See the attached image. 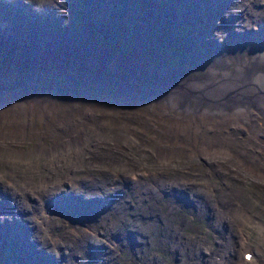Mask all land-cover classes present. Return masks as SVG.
Returning a JSON list of instances; mask_svg holds the SVG:
<instances>
[{
  "label": "rangeland",
  "instance_id": "1",
  "mask_svg": "<svg viewBox=\"0 0 264 264\" xmlns=\"http://www.w3.org/2000/svg\"><path fill=\"white\" fill-rule=\"evenodd\" d=\"M47 1L49 3V0ZM127 1L106 0L105 2L102 1L92 4L91 0H76L81 6L90 4L87 7L90 12L84 14L85 8L82 7L77 10V15H67V10L62 8V14L68 20L61 26L55 25L52 21L53 18L44 16L46 13L41 9V3L38 4L36 0H28V7L33 12L32 16L35 18L39 12L43 13L40 15L39 22L49 27L46 35L38 42L41 46L39 53L35 55L33 52L25 49L35 43L30 40L31 38H11L8 34L0 38V79L10 80L15 77H21L26 83L13 87L0 84V175L2 177H10L8 173L5 174V171L8 172V170L13 171L14 174L17 173V178L23 175H29V167L32 164L45 160L42 168L38 167L32 172L33 177H35L34 190L39 189L43 196L45 194V188L43 187L56 183H64V180L68 182L69 189L71 190L73 188L71 186L72 181H68L70 176H75L74 179L76 181L84 171L93 173L96 177H100L105 173L107 179H111L115 176L113 171L116 170L117 179H122L117 186L106 187L107 190L99 188L96 191L95 189L93 193H85L79 191L77 188L71 190L73 194L71 195L72 201L70 210L67 211L66 216L70 219V223L77 226L80 224L79 222L88 220L95 221L98 217L97 214L104 211L110 205L109 202L113 203L119 198L122 201L126 192L123 193V191L116 190L118 188H124V185H128L129 182L132 188V181L140 182V184L139 182L136 183V187L143 186V184L144 186L152 187L153 182L147 178L152 173L167 172L171 175L175 171L172 174H174L176 179L180 177L186 178L187 175L189 177L192 174L194 184H197V187L202 192L207 188L208 183L214 182L215 192L212 195L213 199L217 201L220 200L216 198L218 196V193H216L217 189H222L223 184L221 183H227V179L232 176L240 179L246 197H249L250 192L262 190L263 193L257 196V200L260 203L258 207H263L264 114L260 112V104L255 98L250 99L252 103L245 100L248 105L250 104L249 106H252V108L250 107L251 109L237 103L231 105L228 109L220 110V107L216 106L217 103L191 98V95L185 96V100L177 96H171L172 98L166 99V97L155 94H140L138 91L131 93L120 89L111 91L93 89L92 92H83L80 88H77L73 93L65 94L64 89L58 85L50 86L47 92L38 87L31 88L28 86L27 81L34 80L36 76L50 77L60 73H78L81 71L84 63L95 57L107 61L111 55L108 51L111 49L112 39L123 42L120 45V48L124 50L122 56L128 57L133 55L139 61L137 67L142 73L146 72L141 71L145 67L147 71L154 69L157 75H159L162 69L170 67L169 80L181 79V75L184 74L193 75L199 72L200 69L208 71L213 63L223 66L222 69L217 66V72L219 74L221 73L220 75H224V72L233 70L234 67L242 64L243 59H241V53H244L248 59H251L253 52L257 53L259 50L257 47L258 41H260L259 45L261 48H264V0H254L251 3L248 0H230L223 3L221 1L224 0H217L215 1V4H217L215 5L213 3L214 6H211V11L209 13L207 12L209 15L200 12L199 8L201 6L196 5L195 7L188 8L185 4L186 0H184V3L181 0H173V3H170V0H155L156 8L153 11L156 9L157 13L154 16L151 15L150 10L153 0H147L145 6L141 2L138 4L137 11L141 10V14L129 13L126 11L127 7L123 10L115 9L116 7H124L128 3L131 5L135 4V0ZM197 1L202 5H206L202 6L203 8L207 9L209 7L208 0ZM100 3L105 4L103 8L99 7ZM242 3L249 8L248 12H243ZM236 7L242 9L243 12L241 21L236 26V30L238 28L243 29L241 33L232 29L234 22L236 23L234 14ZM49 11L50 9L47 10V12ZM172 11L176 13L174 14ZM8 14H11V12H8ZM2 17L3 14L1 13L0 20L3 21L4 19ZM130 18H135L136 21L131 22ZM30 19L32 20L33 18ZM78 19H80V22H77ZM179 20L182 23H178ZM189 22H193L195 28L190 29L188 27ZM249 23L251 27L248 26ZM74 24L77 25V29L74 27ZM140 27H142V31ZM127 28L129 30L135 28L134 33L139 36L142 42L151 40L152 37L155 43L160 41L162 44L157 53L154 52L153 54L155 55H153V50L149 46L145 47L144 44H141L134 53L128 44L129 37ZM215 28L219 29V34H225L223 39H218L214 33L217 31V29L214 31ZM147 30H154L155 32L153 33L152 31L150 37L148 36ZM82 31H86V33L82 34ZM187 31L190 32L189 35L186 33ZM23 33H26V35H35V33L26 29H24ZM72 33H78L79 37L75 39ZM195 33H197L196 36H194ZM87 34L88 37H86ZM204 36H209L210 38L217 37L215 39L218 41L212 46L208 37L206 40L207 43L201 46L200 44ZM102 39H105L106 43H103ZM77 41H84L85 43L78 44ZM220 42L223 43L221 44ZM193 44L197 45L192 47ZM73 47L80 49L84 54L74 56L70 53ZM104 51H107L106 55H104ZM223 54H228L230 57V60L226 63L222 60ZM118 60V58H114L112 63L117 64ZM260 65L257 70L264 77V63ZM225 82L227 85H230L229 79H226ZM250 82L248 81L246 84ZM263 84L261 83V85ZM210 86L211 84H209ZM52 89H55V91ZM17 90H20V95L14 96L10 94L11 91L15 92ZM111 98L113 99L111 100ZM93 99L94 104H90V101H93ZM98 100L102 101L99 102ZM259 100L261 101V99ZM10 101L12 102L11 104L4 105ZM186 103L190 108H185ZM74 104H78L81 110H72ZM96 105H98L97 109L114 108L113 110L116 113H104L101 110H93L89 113L84 112V109L87 107L95 108ZM207 110H213L214 112L206 113ZM83 113L92 115V120L95 121L99 120L98 117L103 119V116L126 121V125L119 126V128L111 127V124L104 119V125H94V130L102 129L101 136L91 134L90 137L93 138V143L96 146L106 147L107 153L105 155L101 153L99 156H96L93 151H90L91 155L89 159L96 161L86 163L62 159L60 154L54 153L51 155L50 150H45L48 151L47 155L42 154L44 148H53L51 150L57 151L59 146L67 143L82 146V151L85 153V149L88 147L83 142L84 134L87 131V127L93 126L84 121L86 116ZM248 113L249 115L251 114V117ZM213 122H215L214 125ZM207 127L210 128L207 131L208 133L205 134ZM173 131L174 133H172ZM191 133L193 136H191ZM171 142L172 146L170 145ZM224 143L228 146L227 150ZM10 145L11 150L7 154ZM183 149L187 150L184 151ZM230 154L234 156L231 157ZM222 155L227 160L222 159ZM20 156L22 157L20 158ZM104 156L106 160H101V157ZM17 157L20 158L18 160L19 162H17ZM141 159H146L148 163H143ZM222 165H226L227 168H224ZM123 166L127 167V170ZM67 169L71 174L65 175ZM133 170L136 174L138 173L137 175L140 174L139 176H142L143 179H132L128 171ZM143 171H148V175H144ZM223 176L225 178H221ZM198 177L200 179L197 180L196 178ZM43 182L48 183L40 186L39 183ZM111 182L115 183L112 180ZM2 186L4 185L0 183V187ZM155 186L153 184L154 188ZM156 190L159 192L160 189L157 188ZM159 193L162 195L163 191L160 190ZM228 195H232L230 191ZM153 198L159 199L156 194ZM2 202L4 200L0 196V203ZM38 203L39 201H37ZM6 207L9 210L5 212V218L3 221L0 219V225L2 227L0 231V264H26L24 263V259L17 255L24 242L22 238L23 233L19 229L21 227L20 218L22 213L18 214L17 217L11 216V214H16L13 213L12 201L8 202ZM155 209L156 211L159 210V204ZM18 211L20 212L17 207V213ZM105 211L113 213L108 209ZM174 214L177 218V221L174 223L175 226L178 228H186L178 220V218L182 217L183 220L191 222L188 227L190 233H199L198 236L207 238L209 244L213 245L212 248L217 249V245L212 243V240L215 239L214 235L210 231H207V228L203 227V223L210 219L206 217L198 220L193 202L191 207L188 204H184ZM159 216L162 218L164 214H160L159 212ZM259 217L264 220V216ZM130 218H133V216L129 215ZM57 223L64 229L65 241L67 243H74L76 239L66 232L70 228L66 220L61 219ZM87 223L94 224V222ZM117 223V226L123 231L121 242L136 245L135 250L127 251L126 253L135 255L139 247L145 248L149 253L159 251V242L153 243L150 241L151 238L146 241L142 236L135 235L134 227L129 229L122 225L121 221H117ZM10 224L17 226L19 235L16 237L11 236L6 228ZM155 225L156 222L151 224V228H148V231H154ZM248 227L250 228V226ZM170 228H172L171 225L167 226L164 232ZM250 229L249 240L255 251L254 247L258 244V239L256 238L255 231L252 228ZM79 230L81 232V227ZM175 232L178 236H181L179 230H175ZM61 234L63 236L62 231ZM86 240L88 238H85L83 247L77 248L78 250L76 249L71 256V263L66 264H112L113 254L107 248V245L104 247L99 243L100 239H89L90 244ZM202 248L206 250L205 247ZM47 251L52 255L54 262L57 264H63L59 261V257H62L60 255L63 254L66 256L68 254V248L61 247V245L57 253L51 247H48ZM237 254H241L239 248ZM26 257L29 259L36 258L38 254L29 250ZM254 259L256 257H251L249 263H252ZM167 261L171 264V260L168 257ZM235 262L234 260L233 264ZM130 263L147 264V261L145 260V255L140 253L137 261L132 259Z\"/></svg>",
  "mask_w": 264,
  "mask_h": 264
},
{
  "label": "bare ground",
  "instance_id": "2",
  "mask_svg": "<svg viewBox=\"0 0 264 264\" xmlns=\"http://www.w3.org/2000/svg\"><path fill=\"white\" fill-rule=\"evenodd\" d=\"M1 1H3V3H1ZM36 1L38 4L41 3V9L44 10V12L46 13L44 16L53 18L52 21L54 22L55 25L63 26V24L68 20L67 17L64 14H62L61 12L62 8H65L67 10L66 12L67 15H71V14L77 15L78 12L77 10L82 7L85 8L84 14L90 12L89 9L87 8L88 6H90V4H87L86 6H81L76 2V0H65V1L49 0V3L47 0H36ZM102 1L105 2L106 0H91V3L94 4L96 2H102ZM129 1L130 0H128L127 2ZM146 1L147 0H135V4L131 5L128 3L124 7L121 8L116 7L115 9L123 10L125 9V7H127L126 10L127 12L132 14H141V10L137 11L138 4L141 2L142 5L145 6V3H147ZM158 1H162V0H158ZM215 1L217 0H208L209 7L207 9L202 7L206 5H202L201 3H198L197 0H186L185 4L188 8H191L193 6L195 7L196 5H198L199 7L201 6L199 8L200 12L203 14L206 13L205 15H209L208 13L209 11H211L212 8L211 6H214ZM226 1H230V0H224L221 2L223 3ZM248 1L251 3L254 0H248ZM27 2L28 0H0V13L4 11V7L7 10V13H5L6 16L3 15L2 17L4 20L0 26V38H2L5 34H8L11 38H18V39L31 38L30 40L34 41L35 43L33 45L26 47L25 49L37 55L41 50V46L38 42H40V39L46 35L49 27L40 24L39 19L33 18L32 20H30L25 17L22 10L23 8H26V10L31 12V9L28 7ZM181 2L184 3V0H181ZM155 3L156 1L153 0L152 5L150 7L152 16H154L157 13L156 9L153 11V9L156 8ZM170 3H173V0H170ZM104 5H105L104 3H100L99 7L103 8ZM48 9H50L49 12H47ZM242 9L243 12L249 11L248 10L249 8H247L244 4L242 5ZM242 9H239V7L235 8L234 14L236 18L235 20L236 23L234 22V26H232V29H234V31L236 30V26L241 21L240 19L241 16L243 15ZM8 12H11V14H8ZM172 13L175 14L176 12L172 11ZM42 14L43 13H40L39 16ZM176 15L178 16V14ZM130 21L135 22L136 19L130 18ZM77 22H80V19H78ZM193 22H189L190 24L187 23L190 29L193 27L195 28ZM178 23H182V22H180L179 20ZM248 26L251 27L250 23L248 24ZM74 27H76V29L78 28L76 24H74ZM140 28L142 31V27ZM24 29L32 33H35V35L33 34L26 35V33H23ZM216 29L217 28H215L214 31H216ZM182 30H184V28H182ZM152 31L153 33L155 32L154 30H147L148 36L151 37ZM236 31L238 33H241L243 32V29L238 28ZM134 32H135V28L133 30H129V28H127V34L129 37L128 44L130 45V49L134 51V53L141 44H144L145 47L149 46L150 49L153 50L152 54L154 52L157 53L159 47L162 44L160 43V41L155 43L152 37L151 40H146L145 42H142L139 36ZM85 33L86 31H82V34ZM186 33L188 35L190 34V32L188 31ZM214 33L216 34L218 39L219 38L223 39L225 35L224 33L219 34V29H217V31ZM196 35L197 33L194 34V36ZM72 36L75 37V39L79 37L78 33H72ZM86 37H88V34L86 35ZM208 37L209 36H204V38L202 39V43L200 44L201 46H204L207 43L206 40ZM215 38L209 37L208 39L211 41L210 44H212V46L218 41ZM82 42L84 41L78 42V44ZM102 42L106 43V40L102 39ZM122 43H123L122 41H119L117 39H112L111 49L110 51H108L111 53V55L107 61H103L95 57L92 60H89L88 62L84 63L81 67V71L78 73H74V74L60 73V74L52 75L50 77L36 76L34 80L27 81L28 82L27 84L31 88L38 87L42 90H45L46 92L49 90L50 86L58 85L64 89L65 94L73 93L77 88H80L81 91L83 92H90V91L92 92L93 89L110 90V91L114 89H120L122 91L131 92V93H134V91H138L140 94L141 93L145 95L155 94L158 96L166 97V99L172 98L171 96L174 97L177 96L178 98L185 100L186 99L185 96L191 95V98L193 97V98H198L202 100H207L209 102L212 101L213 103H217L216 106L220 107L219 108L220 110L228 109L231 105L237 103H240L244 107L252 108V106H249L250 104L248 105V103L245 100L250 101V99L255 98V100H257L258 103L260 104V109H259L260 112L264 114V86H263L264 77L260 74L261 72L257 70L259 69V66H261L260 64L264 63V48H261V46L259 45L260 41H258L257 43V47L259 48V50L257 51V53L253 52L251 59H248L244 53H241V59H243L242 64L234 67L233 70L224 72V75H220L221 73L219 74V72H217V66H219L220 69H222L223 66L221 64L213 63L211 64L208 71L200 69L199 72L193 75L184 74L181 75V79H176V80H169L168 75L171 71L170 67L162 69L159 75H157L154 69L153 70L150 69V71H147L145 67L142 68L141 71H146V72L143 73L140 72L137 67L139 61L133 55H130L128 57L122 56V53L124 51L123 49L120 48V45ZM220 43L222 44L223 42ZM195 45L197 44H193L192 47H194ZM70 53L73 54L74 56H81L82 54H84L83 51L77 49L76 47L71 48ZM106 53L107 51L106 52L104 51V55H106ZM114 58L119 59L117 64L112 63ZM222 60L226 63L228 60H230L229 55L223 54ZM235 74H237V76H235ZM226 79L230 80V85L226 84L225 82ZM248 81L251 82L246 84ZM261 83L263 85H261ZM0 84L13 87V86H17L18 84H26V83L24 82L23 78L15 77L10 80L0 79ZM209 84H211L210 87ZM52 90L55 91V89ZM10 94L16 96V95H20L21 92L20 90H17L15 92L11 91ZM112 99L113 98H111V100ZM259 99H261V101ZM11 101L5 103L4 105L11 104L12 103ZM98 101L101 102L102 100H98ZM90 104H94V99L93 101H90ZM78 106H79L78 104H74L72 110L74 111L81 110ZM97 107L98 105H96L95 108L87 107L86 109H84V112L89 113L90 111L93 110H101L104 113H116V111L113 110L114 108L97 109ZM185 108L188 109L190 107L187 104ZM213 112H214L213 110L206 111V113H213ZM86 113H83L86 116L84 121L93 127H87V131L84 134L83 142L84 145L88 147L87 149H85V153H83L82 151L83 149L82 146L67 143L59 146L57 148V151L51 150L53 148H44L42 150V154L47 155L48 151L45 150H50L51 155L57 153L61 155L62 159L79 161L81 163L96 161L89 159L91 155L90 151H93L96 156H99L101 153L102 155H105L107 153L106 147L96 146L93 143L94 142L93 138L90 137L91 134H94L96 136H101L102 129L99 128L98 129L99 131L98 130L96 131L93 129L94 125L95 124L104 125L105 123L104 120H106L109 122V124H111V127L119 128V126L126 125V121L119 119H112L106 116H103L104 120L98 117L99 120L95 121L92 120V115ZM236 113L238 112L236 111ZM214 123L215 122H213V125ZM217 124L219 125V123ZM209 128L208 127L206 128L205 134L208 133L207 131H209ZM172 133H174V131ZM191 136H193V134ZM170 145L172 146V142ZM224 146L227 150L228 146L226 143H224ZM176 149L178 148L176 147ZM10 150H11V145L8 147L7 154H9ZM233 156L234 155H231V157ZM21 157L22 156H20V158ZM20 158L17 157V162H19L18 160ZM221 158L227 160L223 155L221 156ZM146 159L145 160L141 159V160H143V163H148ZM101 160H106V157L105 156L101 157ZM44 161L32 164L29 167V172H28L29 175H23L17 178V173L14 174L13 171L11 170H8V172L5 171V174L8 173L10 177H6V176L2 177L0 175V183L4 185L0 187V196L4 200V202L0 203V219L2 221L4 220L5 212H8L9 210L8 207H6V204L10 201L13 202V213H16V214H11V216L17 217L18 214L22 213V216L20 218L21 227L19 229L23 233L22 238L24 242H23V246L18 251L17 255L22 257L24 259V263L26 264H57L56 262H54L52 255L48 253L47 249L48 247H51L53 248V251L57 253L60 245L61 247L68 248V254L66 256H64L63 254L60 255L62 257H59V261L63 264L71 263V259H70L71 256L73 255V253L77 248L83 247L85 238H88V240L100 239L99 243H101L104 247H106L107 245V248L110 249L113 254L112 264H124V263L132 264L130 263V260L135 259L137 261V258H139L140 253L145 255V260L147 261V264H169L167 261V257L171 260V264H233L234 260L236 261L235 264H264V220L261 219V217H259V216H264L263 214L264 206L258 207L260 203L257 200V196L261 195L263 192L262 190L257 192H250L249 197H246L245 190L243 188V184L241 183L240 179H236L230 176V178L227 179L228 180L227 183L222 182L221 184H223V188L222 189L219 188L216 191V193H218V196H216V198L220 199L219 201H217L216 199L215 200L213 199V195H212V193L215 192L214 182L208 183L207 188H205L204 192H202L200 188L197 187V184H194L192 179V174L189 177L187 175L186 178L180 177L176 179L174 174H172L175 171L172 172L171 175H169L167 172L152 173V175L147 178L148 180L153 182L154 185H156L155 188L153 187V184L152 187L144 186V184L143 186L140 185V187H136V183H138L139 181L138 182L132 181L133 184V188H132L129 182L128 185H124V188H118L116 190V191L119 190L123 191V193L126 192V195L124 196L123 200L120 201L119 198L113 203L109 202L110 205L106 207V209L110 210V212L113 213H109V211L106 212L105 211L106 209H104V211H101L97 214L98 217L95 221L88 220L84 222H79L80 224H78L77 226L70 223L71 222L70 219L66 216L67 211L70 210L71 201H72L71 195L73 194L71 193V190L77 188L79 191H83L85 193L86 192L93 193L95 189L97 191L99 188L106 189V187L117 186L120 184L122 179L121 180L117 179L116 170L113 171L115 173V176L111 179H107V175L105 173H103L100 177H96L94 176L95 174L93 175V173L84 171L81 173L80 177L76 181L74 179L75 176L74 177L70 176L68 181H72L71 186L73 188L71 190L69 189L68 182L64 180L63 181L64 183H56L51 186L43 187L45 188V194L42 196L39 189L34 190L35 177H33L32 172H34L38 167L42 168ZM222 166L224 168H227L226 165H222ZM124 169L127 170V167H124ZM129 172H130V177L132 179H143V177L139 176L140 174L137 175L138 173L136 174L134 170L128 171V174ZM69 174H71V172L67 169L65 175H69ZM143 174L148 175V171H143ZM221 178H225V177L223 176ZM196 179L198 180L200 179V177ZM111 180L115 181V183H112ZM47 183L48 182H43V183H39V185L43 186L46 185ZM157 188L163 191L162 195H160L159 193L160 190L159 192L156 190ZM229 191L230 194L232 195H228ZM155 194L159 197L158 200L153 198ZM208 199L210 203L208 202ZM37 201H39L38 204ZM192 202L194 203V208L197 214L196 218H198V220L204 219L206 217L210 219L209 221L203 223V227L207 228V231H210L214 235L215 239L212 240V243L217 245V249L212 248L213 245L209 244L207 238H204L203 236H198L199 233H195V232L190 233L188 227L191 222L187 220H183L181 217L178 218V220H180V223H183V225L186 226V228H178L177 226L174 225V223L177 221L174 212H176V210L181 209L184 204H188L191 207ZM158 204H159V210L156 211L155 208L158 207ZM17 207L20 210V212L18 211V213H17ZM36 207L38 208L36 209ZM159 212L160 214H164L162 218H160ZM129 215H132L133 218L129 219ZM61 219L66 220V222L70 225V228L67 229L66 232L67 234H69L70 236L76 239L74 243H67L65 241L64 229L61 228V225L57 223V221ZM117 221H121V224L129 229L131 227H134L135 229L134 233L136 236L140 235L146 241H148V239L151 238L150 241L153 243L159 242L158 244V246L160 247L159 251L158 252L154 251L152 253H149L145 248L139 247L135 255L126 253L127 251L135 250L136 245H131L127 242H121L123 231L117 226L118 224ZM87 222H94V224H88ZM155 222H156L155 230L149 232L148 228H151L150 225ZM169 225H171L172 228L164 232V229ZM248 226H250V228H252L255 231L256 238L258 239V244H256L254 247L256 252L253 250L252 248L253 246L251 245L249 240L251 229ZM80 227H81V232L79 230ZM6 228L10 232L11 236L16 237L17 235H19L17 226H15V224H10L9 226H6ZM1 230L2 227L0 225V231ZM175 230H179L181 232V236H178ZM55 231H57V233H55ZM61 231L63 233V236L61 234ZM88 240H86V242L90 244L91 242H89ZM202 247H205L206 250H204ZM238 248L241 252L240 255L237 254ZM29 250L37 253L38 257L31 259L27 258L26 255ZM251 257H256V259H254L252 263H249Z\"/></svg>",
  "mask_w": 264,
  "mask_h": 264
},
{
  "label": "water",
  "instance_id": "3",
  "mask_svg": "<svg viewBox=\"0 0 264 264\" xmlns=\"http://www.w3.org/2000/svg\"><path fill=\"white\" fill-rule=\"evenodd\" d=\"M16 7V6H15ZM23 10V14L25 15V17L27 18V19H30V18H34L33 16H32V14H33V12H32V10H31V12H29L28 10H26V8H23L22 9ZM4 16H6L5 15V13H7V10L5 9V7H4V11H2L1 12ZM0 13V14H1ZM39 14H40V12L38 13V15L35 17L36 19H39L40 18V16H39ZM31 20V19H30ZM0 26H1V24L3 23V21L2 20H0Z\"/></svg>",
  "mask_w": 264,
  "mask_h": 264
}]
</instances>
